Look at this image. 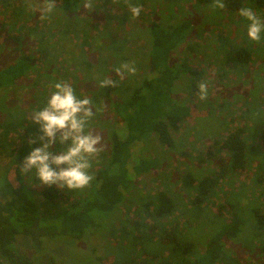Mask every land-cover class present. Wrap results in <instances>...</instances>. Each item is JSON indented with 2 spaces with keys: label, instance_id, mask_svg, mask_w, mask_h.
I'll list each match as a JSON object with an SVG mask.
<instances>
[{
  "label": "trees",
  "instance_id": "1",
  "mask_svg": "<svg viewBox=\"0 0 264 264\" xmlns=\"http://www.w3.org/2000/svg\"><path fill=\"white\" fill-rule=\"evenodd\" d=\"M82 1L53 0L54 8L70 13L73 19L84 11ZM109 2L124 7L125 12L135 6V0ZM201 2L197 0V3ZM223 2L225 6L222 10L227 13H239L248 4L257 11H264V0ZM0 6L4 14H7L1 16L4 21L14 20L11 23L14 25L5 26V22L0 25V32L3 33L0 42L3 39L23 42L18 34L14 38L6 36L7 31L13 27L19 30V23L29 25L30 31L39 27V23L29 24L34 18L33 10L24 2L0 0ZM118 21L119 26L123 27L126 16L123 15ZM168 24L149 21L145 30L147 59L144 64L135 63L133 57L120 58L128 43L109 46L117 59H121V64H133L135 68L138 66L137 69L146 65V69L139 78L135 77L136 74L128 73L123 76L115 73L106 78L113 80L115 87L101 88V93L104 99H108L112 93L118 95V99L111 103V111L115 120L122 123L120 127L123 126V131L119 133L116 127L108 132V148L95 160L97 166L94 178L87 187L79 190L58 189L55 185L29 188L23 183L20 165L24 157L35 148V143L27 142L16 150L12 159L13 168L7 172V183L14 196L12 200L0 202V264H32L28 257L13 247L18 234L32 238L40 248L43 238L64 236L80 241L90 233L102 234L117 250L114 254L98 257L101 264L243 263L235 251L228 252L226 248L241 234L245 221L235 211L229 198L224 200L225 194L230 191L226 193L225 189L222 190L221 202L218 197L222 184L228 185L236 172L243 173L247 169L245 136L249 125L244 119L245 115L233 117L230 119V128L222 131L223 136L215 141L199 143L204 148L208 147L204 152L200 147L197 148L198 153L191 151L199 139L192 138L189 146L185 147L179 132L184 127L183 123H188L192 118L198 119V114L192 106L174 97L176 82L182 74H186V69L182 64L175 67L170 60L172 52L184 39L189 24ZM256 51L258 48L255 51L248 48L237 51L238 59L245 58L240 62L243 63L240 64L242 69L252 68ZM26 52H21L20 58L0 70V90L12 87L35 65V57ZM189 73L196 81H207L199 71L189 70ZM224 75L222 72L219 77L223 79ZM195 89L193 87L191 96L199 94V90ZM214 91L216 93L217 90L214 88ZM238 119L240 122H237ZM2 128L3 135L9 129L16 130L14 124L8 129L5 126ZM139 143L142 151L149 148L153 149L154 154L140 155L138 162L130 169L131 149ZM156 148L159 152L155 151ZM160 150L178 156L179 161L187 166V172L179 178L178 185L167 179L158 191L140 193L136 198L129 199L128 206L122 210V217L118 207L124 203L137 178L161 168L157 158ZM210 157L214 158L215 169L207 175L201 164ZM30 180L36 183L34 185L38 184L36 176ZM254 214V236L260 239L264 233V214L259 210H254ZM201 225L208 237L200 242L195 238V231ZM201 244L202 250L199 248ZM122 256H125V260L121 259ZM258 256L263 264L264 243L259 248Z\"/></svg>",
  "mask_w": 264,
  "mask_h": 264
},
{
  "label": "rangeland",
  "instance_id": "2",
  "mask_svg": "<svg viewBox=\"0 0 264 264\" xmlns=\"http://www.w3.org/2000/svg\"><path fill=\"white\" fill-rule=\"evenodd\" d=\"M15 1H22L32 8L34 18L29 24L34 22L40 25L30 31L29 25L19 23L20 29L13 27L7 31L6 36L14 38L18 34L23 42H9L5 39L0 42V70L14 63L23 51L35 57V65L25 76L19 78L9 89L0 90V202L13 199L12 188L7 183L8 169L13 168L12 159L16 150L40 135L38 125L32 123L31 115L45 106L54 91L55 83H67L74 87L78 98H88L91 101L94 115L88 120L85 131L102 135L101 144L98 145L100 151L92 158L89 169L94 178L97 166L94 162L108 148V132L116 127L119 133L123 131V126L120 127L122 123L115 120L111 111V103L118 99V95L112 93L108 99H104L99 82L115 75V69L122 65V56L133 57L135 63L146 62L145 30L149 21L161 25L169 23V26L188 23L184 39L172 52L170 61L175 67L182 64L186 69V74H182L176 82L174 97L177 101L192 106L198 119L192 118L188 123H183L179 138L185 147L189 146L192 138L199 139L198 142L195 141V147L191 151L198 153L197 148L200 147L204 152L208 147L201 146V142L219 139L224 135L222 131L230 128L231 118L245 115L244 119L249 125L245 136L247 169L243 173L236 172L228 185L222 184L218 200H223L222 190L225 189L226 193L230 191L225 194L224 200L229 198L235 211L245 221L241 234L228 244L227 251H235L243 260L242 264H261L258 251L264 243V233L260 239L254 236V210L264 214V33L259 42L249 40L246 35V19L239 13H227L215 7V0H202L201 3H197V0H135V6L141 8L138 17L132 16L131 7L128 10L130 15L124 11V7L115 6L109 0H92L93 8H83L84 11L78 13L75 19L59 8H53L45 14L42 10L43 0ZM86 2L87 0H83L82 4ZM246 7L251 8L264 21V11H257L250 4ZM4 13L0 6V25L3 22L5 26L14 25L11 24L14 20L4 21L1 17ZM123 15L126 16V23L120 27L118 20ZM1 34L3 33L0 32V40ZM120 43L128 44L117 59L109 46ZM241 48L254 51L258 48L252 68L242 69L240 64L243 63L240 62L245 58L237 57V51ZM141 49H144L142 53ZM137 67L135 77L139 78L145 73L146 65L139 69ZM189 70L199 71L203 79L207 80L203 81L208 85L205 100H201L199 94L190 95L193 87H196L195 91L198 90L200 79L194 80ZM222 72L225 74L223 79L219 77ZM12 124L16 130L9 129L3 135L2 127L8 129ZM39 146L40 142L37 141L35 147ZM63 147L57 143L53 145V151L59 152ZM155 151L159 152L158 149ZM152 154L153 149L145 148L142 151L141 143L134 145L131 149L130 169L138 162L140 155ZM177 157L174 153L160 150L157 158L161 168L137 178L124 203L118 207L122 217V210L128 206L129 199L136 198L140 193L158 191L167 179L178 185L179 178L187 172V166ZM214 165V158L210 157L207 161L205 159L201 167L209 175L214 172ZM34 176V172L21 174L23 183L29 188L37 189L41 184L39 181L37 185L32 183L30 179ZM175 179L178 181H174ZM226 210L228 211L227 208ZM205 231L201 225L195 231V238L200 242L206 239L208 233ZM13 247L28 257L32 264H101L98 257L117 251L114 244L99 233L87 234L80 241L64 236L43 238L40 248L32 238L18 234ZM199 248L202 250L203 245ZM121 259L125 260V256ZM262 263L264 264V260Z\"/></svg>",
  "mask_w": 264,
  "mask_h": 264
},
{
  "label": "clouds",
  "instance_id": "3",
  "mask_svg": "<svg viewBox=\"0 0 264 264\" xmlns=\"http://www.w3.org/2000/svg\"><path fill=\"white\" fill-rule=\"evenodd\" d=\"M215 7L224 8L223 0H215ZM55 7L53 0H45L43 12L49 13ZM84 9H92V0L83 4ZM133 17L141 12L139 6L131 7ZM239 15L246 19V35L249 40L259 42L264 33L262 21L251 8H241ZM133 64H122L115 72L123 76L124 73L135 74ZM99 87H115L111 79H102ZM54 91L45 106L31 115L33 124L38 125L40 135L29 143L40 142L39 147L33 148L24 157L20 171L27 175L34 172L39 184L43 186L55 185L58 189L79 190L87 187L93 179L89 169L91 160L100 148L102 135L86 132L88 120L94 115L91 101L88 98H78L73 88L64 82L53 85ZM199 98L205 100L208 95V85L201 81L198 85ZM59 143L63 149L53 151V145Z\"/></svg>",
  "mask_w": 264,
  "mask_h": 264
}]
</instances>
